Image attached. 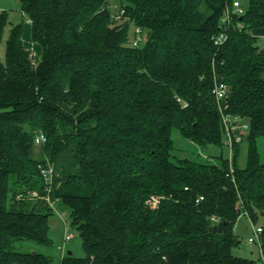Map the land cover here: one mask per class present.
<instances>
[{"label": "trees", "instance_id": "obj_1", "mask_svg": "<svg viewBox=\"0 0 264 264\" xmlns=\"http://www.w3.org/2000/svg\"><path fill=\"white\" fill-rule=\"evenodd\" d=\"M20 1L42 52L16 24L0 53V264H50L14 245H51V203L69 211L85 253L62 264H259L234 250L244 215L262 224L264 254V0H244L227 25L234 0H120L119 15L109 0ZM8 24L0 12V48ZM215 78L229 88L226 113L249 126L232 173L223 155H173L174 129L225 147Z\"/></svg>", "mask_w": 264, "mask_h": 264}, {"label": "rangeland", "instance_id": "obj_2", "mask_svg": "<svg viewBox=\"0 0 264 264\" xmlns=\"http://www.w3.org/2000/svg\"><path fill=\"white\" fill-rule=\"evenodd\" d=\"M110 11L113 15H119L121 9L120 0H109ZM0 11H6L9 16V24L7 25L4 33V39L1 44L0 53L3 60H5L6 55V40L10 35V30L12 26L16 24H23V33L26 35L30 24L27 17L21 11V1L20 0H0ZM131 34L134 38L135 31L137 29L131 26ZM26 44H34L25 37ZM260 45L264 48V40H260ZM36 46L40 49L41 46ZM172 139L174 141V151L173 155L179 158H189L191 160H198L201 154V158L210 155H223L228 156L229 150L226 147L223 148H209L208 150H203L197 145L192 144L187 139H185L179 130L174 129L172 133ZM243 145V144H242ZM258 150L261 159L264 161V137L258 140ZM36 158L40 159L42 156L41 147L38 145L35 149ZM247 159V146L244 144L241 149L239 163L242 167L245 166ZM54 214L49 217V238L51 239V245L43 246L38 245L33 242H17L14 245V251L17 252H38L42 253L50 258V264H62L64 258H66L69 253L75 258H83L85 253L82 248V239L79 232L72 228L70 225L69 211L64 209L59 203L53 204ZM253 226H262L261 223L255 225L253 224L247 216H241L236 224L235 231L236 235L241 241L239 248L234 250V254L239 257L248 258L255 260L257 263L262 264L263 259L261 252L256 244L248 242L250 237H253ZM68 235H72L71 240H66Z\"/></svg>", "mask_w": 264, "mask_h": 264}, {"label": "built area", "instance_id": "obj_3", "mask_svg": "<svg viewBox=\"0 0 264 264\" xmlns=\"http://www.w3.org/2000/svg\"><path fill=\"white\" fill-rule=\"evenodd\" d=\"M243 1L244 0H234L231 5L226 6L225 12L222 18V22L224 24H229L232 20V15L237 14L241 15L244 13L243 8ZM139 32V31H138ZM141 38L138 37L135 40V45H137L140 42ZM226 40V34H221L220 37L216 39L217 44H222ZM34 55V54H33ZM35 56V55H34ZM213 96L215 98V101L217 102L218 109L222 118V124L225 131V147L229 150L227 159L229 160L231 173L234 171L232 160H233V150H234V142H240L241 137L236 134L237 131H241L243 134H247L249 131V126L246 123H243L239 117L231 116L230 114L226 113L227 107L225 106L228 98H229V88L228 86L221 80H218L217 78L214 79V86L212 90ZM180 103L184 107L188 106V103L185 101H182L181 99H178ZM46 142V139L43 136H40L37 140V144H41ZM45 184H46V191L48 194H50L53 186V175H54V168L52 165L48 164L47 167L41 169ZM47 201L49 200V195L47 196ZM203 197L199 199V201H202ZM198 201V202H199ZM154 205H157L159 203L158 200L153 201ZM53 206V204L51 203ZM212 220L217 221L215 218ZM262 233L263 229L261 226L255 227L253 226V237H250L248 239L249 243L256 244L261 252V256L263 259L262 264H264V254H263V240H262ZM72 235H68L66 237V240H71Z\"/></svg>", "mask_w": 264, "mask_h": 264}, {"label": "crops", "instance_id": "obj_4", "mask_svg": "<svg viewBox=\"0 0 264 264\" xmlns=\"http://www.w3.org/2000/svg\"><path fill=\"white\" fill-rule=\"evenodd\" d=\"M1 10V9H0ZM1 12V11H0ZM28 19V18H27ZM28 21H29V19H28ZM29 24H30V27H29V29H28V31H27V33H26V35H24L23 34V37H24V39H25V37L27 38V39H29V41H31V23H30V21H29ZM254 35L258 38V40H259V43H260V40H264V29H262V30H259V31H256V32H254ZM25 45H26V47L35 55V56H40V54H41V52H42V49H40V48H38L37 46H36V44H26V40H25Z\"/></svg>", "mask_w": 264, "mask_h": 264}, {"label": "water", "instance_id": "obj_5", "mask_svg": "<svg viewBox=\"0 0 264 264\" xmlns=\"http://www.w3.org/2000/svg\"><path fill=\"white\" fill-rule=\"evenodd\" d=\"M69 255H71V253H69Z\"/></svg>", "mask_w": 264, "mask_h": 264}]
</instances>
